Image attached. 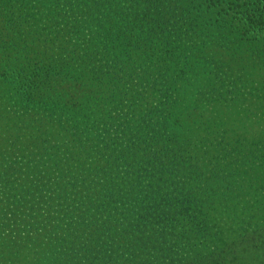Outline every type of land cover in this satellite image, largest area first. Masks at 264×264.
<instances>
[{"label":"trees","instance_id":"obj_1","mask_svg":"<svg viewBox=\"0 0 264 264\" xmlns=\"http://www.w3.org/2000/svg\"><path fill=\"white\" fill-rule=\"evenodd\" d=\"M31 1L0 0V15L2 10L8 13L7 26L0 24V99L7 93L4 86L8 85L25 118L38 117V121L28 119L19 124L0 121V264H95L101 249H105L112 264H168L164 261L171 249L178 250L184 245L182 242L200 234L208 236L214 245L171 262L199 264L207 256L231 250L239 246L237 241L243 243L259 233L263 226L257 225L250 215L239 219L241 232L236 238L224 240L209 229L206 221L212 218L210 212L227 197L220 193V185L235 188V183L216 182L218 175L207 179L206 173L196 169V156L184 158L186 153L179 150L172 153V147L167 145L172 135H166L165 130L182 123L192 127L189 121H158L162 131L156 129L155 134H148L144 129L145 133L135 140L119 136L124 131L114 134L116 127L103 121L101 125L107 130L75 118L59 121L62 114L46 107L42 100V91L54 85L51 64L32 65L17 49L22 38L15 28L20 29L22 23L13 24L11 16ZM55 1L64 3L69 11L89 5L91 13H102L104 23L126 25L125 30L109 25L103 38L105 48L122 61L119 53L129 60L139 53L141 62L151 65V69L154 63L171 60L176 61V69L183 74L191 61L184 53L192 47L208 63L216 59L237 60L243 67L248 58L251 63L264 62V0ZM103 75L92 73L87 78L96 85L102 82ZM61 131L67 132L76 144H52L51 134ZM19 132H23L22 138ZM74 146L77 153L71 151ZM157 146L159 150L150 154ZM244 149L241 145L240 152ZM86 150H90L87 155ZM85 155L90 156L89 160L95 158L96 169H88ZM119 163L125 165L124 175L133 172V183L116 184ZM77 171L87 175L79 177L83 180L78 185L82 190L74 201L68 188L77 186ZM183 171L194 173V181L188 184L186 178L180 177ZM230 172L224 174L228 176ZM88 176V183H84ZM139 182L146 185L140 187ZM127 191L134 198L122 200ZM98 196L101 200L96 201ZM43 200H48L50 208L42 209ZM226 201L230 203L228 207L238 204L230 198ZM38 203L40 209L34 211ZM16 224L25 233L20 229L9 233Z\"/></svg>","mask_w":264,"mask_h":264},{"label":"rangeland","instance_id":"obj_2","mask_svg":"<svg viewBox=\"0 0 264 264\" xmlns=\"http://www.w3.org/2000/svg\"><path fill=\"white\" fill-rule=\"evenodd\" d=\"M63 5L55 0H32L11 16L13 24L15 21L22 23L20 29L15 28L18 37L22 38L17 47L21 50L19 54L27 62L31 60L32 65L35 62L39 65L51 64L50 76L54 85L42 91L46 107L51 106L62 114L59 121H74L75 118L90 121L96 124L95 127L103 129L106 127L101 124L109 123L116 127L114 134L119 135L124 131L119 136L133 140L143 135L144 129L148 134H155L156 129L162 131L158 121H189L192 127H185L182 123L177 128L171 126L165 130L166 135L167 132L172 135L170 144L166 143L172 147V153L179 150L186 153L184 158L196 156V169L206 173L207 179L218 175L216 182L235 183V188L220 185V193L227 194V197L223 202L216 203L213 212H210L212 218L206 221L211 227L209 229L224 240H229L241 232L239 219L242 217L250 215L257 225L263 226L250 239L243 240V243L237 241L239 246L215 252L199 264H264V62L256 60L254 66L248 58L243 67L237 60L228 62L216 59L208 63L192 47H188V53H184L191 61L183 74L176 69V61L171 60L154 63V69H151V65L141 62L139 53L131 60L119 53L122 61L105 48L103 38L110 26L125 30L126 25L122 22L118 25L115 22L104 23L102 13H91L89 5L84 4L70 11ZM3 11L0 24L7 26L5 20L8 13ZM92 73L104 74L100 84L93 85L94 80L87 78ZM4 90L7 93L0 99V121H18V124L19 121H28L9 86L5 85ZM35 117L38 119L37 115ZM148 121L150 123L146 124ZM18 135L22 138L23 132ZM51 137V143L60 147L65 141L76 144L65 131L51 134ZM241 145L245 147L244 152H240ZM76 147L71 151L77 153ZM159 148L151 149L150 154ZM247 151L252 153H245ZM89 152L84 151L86 155ZM86 157L90 159V156ZM93 160L95 158L86 163L89 170L98 167ZM117 165L116 184L133 183V172L130 171V175L125 173V177V165ZM227 172H230L228 176L224 174ZM187 173L183 171L180 177L186 178L189 184L194 181L195 174ZM76 175L77 186L68 188L74 201L78 200V191L82 190L78 185L83 180L79 177L87 174L77 171ZM122 177L123 180L120 179ZM88 179L89 176L84 183ZM105 184L109 185L110 182ZM137 184L140 187L146 185L145 182ZM100 197H96V201L101 200ZM104 198L107 200V195ZM131 198L134 197L128 191L122 196V200ZM227 198L238 204L228 207L230 200L226 201ZM48 204V200H43L42 209L50 208ZM33 209L39 211L40 204ZM18 229L25 233L19 224L8 231L14 233ZM182 243L184 245L178 250H170V256L167 255L164 263L187 259L214 245L208 236L200 234L194 240ZM109 260L105 249L98 251L97 264H112Z\"/></svg>","mask_w":264,"mask_h":264}]
</instances>
